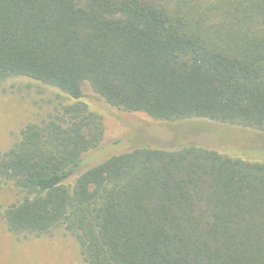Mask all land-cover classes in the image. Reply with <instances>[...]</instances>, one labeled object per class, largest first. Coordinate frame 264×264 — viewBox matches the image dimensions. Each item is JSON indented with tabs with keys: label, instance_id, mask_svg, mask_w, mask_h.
Here are the masks:
<instances>
[{
	"label": "trees",
	"instance_id": "trees-1",
	"mask_svg": "<svg viewBox=\"0 0 264 264\" xmlns=\"http://www.w3.org/2000/svg\"><path fill=\"white\" fill-rule=\"evenodd\" d=\"M76 102L0 152L13 234L64 226L88 264H264V162L135 145L82 168L103 137L84 85L157 120L264 132V0H0V81Z\"/></svg>",
	"mask_w": 264,
	"mask_h": 264
},
{
	"label": "rangeland",
	"instance_id": "rangeland-1",
	"mask_svg": "<svg viewBox=\"0 0 264 264\" xmlns=\"http://www.w3.org/2000/svg\"><path fill=\"white\" fill-rule=\"evenodd\" d=\"M80 101L101 117L103 125L102 140L86 155L88 161L82 168L142 144L173 149L193 143L245 161L264 162L263 131L203 118L153 119L142 112L110 106L88 85H84ZM74 102L58 88L28 77L0 81V152L19 140L27 123L54 117L62 105ZM17 198L12 188L0 182V264H88L76 239L64 226L40 237L10 232L4 211Z\"/></svg>",
	"mask_w": 264,
	"mask_h": 264
}]
</instances>
